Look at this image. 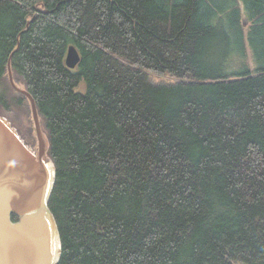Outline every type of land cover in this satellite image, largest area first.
<instances>
[{"label": "trees", "instance_id": "1", "mask_svg": "<svg viewBox=\"0 0 264 264\" xmlns=\"http://www.w3.org/2000/svg\"><path fill=\"white\" fill-rule=\"evenodd\" d=\"M10 56L57 264H264V0H0V114L33 144Z\"/></svg>", "mask_w": 264, "mask_h": 264}, {"label": "water", "instance_id": "2", "mask_svg": "<svg viewBox=\"0 0 264 264\" xmlns=\"http://www.w3.org/2000/svg\"><path fill=\"white\" fill-rule=\"evenodd\" d=\"M10 60L11 56L9 82L29 100L38 152L0 114V264H57L61 237L49 208L56 169L47 156L48 143L35 99L14 82ZM80 61V52L70 45L65 58L67 68H76ZM13 215L18 220L13 221Z\"/></svg>", "mask_w": 264, "mask_h": 264}, {"label": "rangeland", "instance_id": "3", "mask_svg": "<svg viewBox=\"0 0 264 264\" xmlns=\"http://www.w3.org/2000/svg\"><path fill=\"white\" fill-rule=\"evenodd\" d=\"M244 23H245V26L248 27V22L244 21ZM248 62L252 66H254V62H253L252 55H251V49H248ZM149 79L154 84H174V83L179 81V79L177 77H173V76H171L169 74H166V75L150 74L149 75ZM3 87H4V85L0 86V90H2ZM77 90L81 91V92H84L86 90V83L82 82L79 85V87L77 88ZM10 106H12V108L14 109V112L15 111H19L20 120L18 122H23V123H25L27 125L28 124V122H27L28 119L27 118L29 117V116H27V110H25L22 107L15 108L13 103ZM30 115L32 116V114H30ZM31 119H32V117H31ZM32 121H33V119H32Z\"/></svg>", "mask_w": 264, "mask_h": 264}, {"label": "flooded vegetation", "instance_id": "4", "mask_svg": "<svg viewBox=\"0 0 264 264\" xmlns=\"http://www.w3.org/2000/svg\"><path fill=\"white\" fill-rule=\"evenodd\" d=\"M11 122V121H10ZM15 127V126H14ZM16 128V127H15ZM17 129V128H16ZM18 131V130H17ZM19 133V132H18ZM20 134V133H19ZM20 136H21V134H20ZM23 139H24V137L23 136H21ZM24 141L26 142V140L24 139ZM29 146H31L32 147V149L35 151V153L37 154V152H38V142H34L33 144H29V143H27Z\"/></svg>", "mask_w": 264, "mask_h": 264}]
</instances>
